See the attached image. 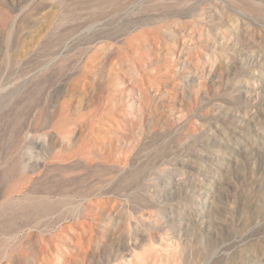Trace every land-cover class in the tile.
I'll return each instance as SVG.
<instances>
[{
  "label": "rangeland",
  "instance_id": "1",
  "mask_svg": "<svg viewBox=\"0 0 264 264\" xmlns=\"http://www.w3.org/2000/svg\"><path fill=\"white\" fill-rule=\"evenodd\" d=\"M0 264H264V0H0Z\"/></svg>",
  "mask_w": 264,
  "mask_h": 264
}]
</instances>
